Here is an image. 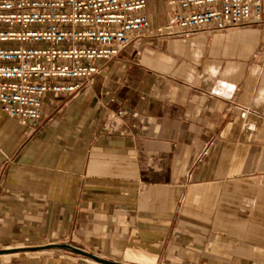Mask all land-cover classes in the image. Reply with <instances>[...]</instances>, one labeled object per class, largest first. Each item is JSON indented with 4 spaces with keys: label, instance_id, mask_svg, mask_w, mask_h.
Listing matches in <instances>:
<instances>
[{
    "label": "crops",
    "instance_id": "obj_1",
    "mask_svg": "<svg viewBox=\"0 0 264 264\" xmlns=\"http://www.w3.org/2000/svg\"><path fill=\"white\" fill-rule=\"evenodd\" d=\"M145 13L170 19L163 0ZM100 66L44 97L38 133L0 113V264H100L46 249L65 243L119 264H264V14L145 34ZM108 109L125 113L115 134Z\"/></svg>",
    "mask_w": 264,
    "mask_h": 264
},
{
    "label": "built area",
    "instance_id": "obj_2",
    "mask_svg": "<svg viewBox=\"0 0 264 264\" xmlns=\"http://www.w3.org/2000/svg\"><path fill=\"white\" fill-rule=\"evenodd\" d=\"M149 1L0 0V113L38 133L45 96L92 84L101 62L120 60L143 35L223 33L262 23L264 14V0H163L170 19L151 30ZM124 124V112L107 110L108 133Z\"/></svg>",
    "mask_w": 264,
    "mask_h": 264
},
{
    "label": "water",
    "instance_id": "obj_3",
    "mask_svg": "<svg viewBox=\"0 0 264 264\" xmlns=\"http://www.w3.org/2000/svg\"><path fill=\"white\" fill-rule=\"evenodd\" d=\"M50 248H56V249H60V250L65 249V250H68V251H70V252H72V253H74L76 255L79 254V255L85 256V257H87L89 259H93V260H95L96 262H98L100 264H119V263L111 262V261H108V260H105V261L101 260L97 256H94L92 254L90 255L87 252H85V251L81 250L80 248L75 247V246H73L71 244L51 245V246L46 247V249H50Z\"/></svg>",
    "mask_w": 264,
    "mask_h": 264
},
{
    "label": "rangeland",
    "instance_id": "obj_4",
    "mask_svg": "<svg viewBox=\"0 0 264 264\" xmlns=\"http://www.w3.org/2000/svg\"><path fill=\"white\" fill-rule=\"evenodd\" d=\"M162 21H163V18L161 17V15L159 16V15L155 14L154 19H153L154 25H155V23H161ZM65 244H71L72 245V243H65ZM92 261H94V260H92ZM94 262L96 263V261H94Z\"/></svg>",
    "mask_w": 264,
    "mask_h": 264
}]
</instances>
